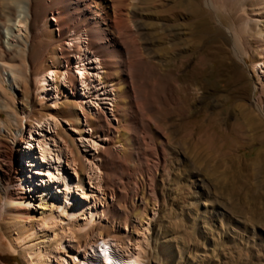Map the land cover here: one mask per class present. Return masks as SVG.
<instances>
[{
	"label": "rangeland",
	"instance_id": "rangeland-1",
	"mask_svg": "<svg viewBox=\"0 0 264 264\" xmlns=\"http://www.w3.org/2000/svg\"><path fill=\"white\" fill-rule=\"evenodd\" d=\"M245 1V9L256 14L257 0ZM225 4L218 5L222 27L206 19L203 7L196 62L179 66V102L162 108L159 125L172 136L158 196L144 191L119 203L104 195L101 154L109 140L94 135L84 119L83 133L72 123L76 102L117 123L116 93L101 82L104 71L86 48V35L65 42L81 46L84 54H73L72 66L61 68L51 65L49 53L40 59L38 40L29 56L17 43L7 49L0 61V155L15 142L16 153L13 160L0 156V171L19 180L9 190L25 199L19 210L4 212L8 198L0 188V264H83L102 259L106 249L120 264H264V19L255 29H242L232 16L240 8ZM172 11L166 10L163 22L172 23ZM22 14L11 25L22 28L24 37ZM43 39L48 41L47 32ZM70 73L78 78L76 93L67 83ZM158 89L162 84L156 89L162 95ZM31 130L34 143L27 150ZM144 136L153 150V136ZM46 143L58 169L38 158ZM49 171L66 181L52 182ZM132 188L134 182L124 191L130 195ZM49 201L60 207L56 222L44 214ZM111 205L119 213L106 211Z\"/></svg>",
	"mask_w": 264,
	"mask_h": 264
},
{
	"label": "bare ground",
	"instance_id": "bare-ground-1",
	"mask_svg": "<svg viewBox=\"0 0 264 264\" xmlns=\"http://www.w3.org/2000/svg\"><path fill=\"white\" fill-rule=\"evenodd\" d=\"M231 1L240 8V12H232L240 28L255 29L260 20L264 19V0H257L256 6L253 4V12L256 14L245 9L243 0H173L172 5L168 3V6L164 4L165 0H0V37L7 39V45L0 48V61L2 62L7 49H14L15 43L24 46L23 51L29 56L31 43L38 40L40 59L49 53L52 66H72V55L84 53L81 46L66 47L65 42L69 38L81 39L86 35V48L100 60L104 71L101 82L111 86L116 93L114 116L117 123L109 120L103 112L91 113L82 102L75 104L77 110L72 116V123L78 125L83 133L84 119V124L92 129L94 135L104 136L109 140V148L101 154L106 197L120 203L126 202L129 197L138 199L144 191L157 195L159 184L163 183L160 173L167 167L166 145L170 143L172 136L159 125L162 108L179 102L178 93L176 94L182 78L180 71H177L179 66L185 60L190 64L196 62V28L203 7L206 8V19L214 20L222 27L224 22L218 5L226 6L225 3ZM167 9L174 10L171 13V24L163 22ZM15 14L24 15L23 20H18V23H24V37L19 34L23 31L22 28H13L11 25ZM50 16L54 17V23L49 19ZM44 32L48 35L47 42L43 39ZM231 38L234 42L235 39ZM238 56L242 58L239 54ZM172 66H178L175 73L170 72ZM49 71L50 67L43 75L40 74L42 80L46 79L45 74ZM73 74L68 75L67 83L76 93L78 78ZM37 83L36 85L39 84ZM159 83L162 84L163 96L156 92ZM40 88L46 91L45 86ZM32 130L25 138L27 150L34 143ZM23 133L16 138L17 141ZM148 133L155 140V147H152L153 144L151 146L153 150L147 145V138L144 136ZM117 145H122L123 150L114 151L113 148ZM15 147L16 142L8 152H2L0 156L13 160ZM52 155L46 143V146L41 147L38 158L42 163L49 164L51 169L54 166ZM62 155V151H59L56 156L59 162ZM135 162L137 167L130 165ZM59 166L60 163H57L54 167L58 169ZM130 166L135 175L130 172ZM49 173L50 171L48 176L52 182L57 178L66 181L64 177ZM18 181L3 169L0 171V188L8 198L4 203V212L8 207L19 210L21 200L25 199L9 190V185ZM131 182H134V188L130 189L129 195L124 189ZM66 186L68 188L70 185ZM58 207L54 201L42 205L44 214L51 222H56L59 218ZM108 210L119 213L115 205L106 208ZM103 252L102 259H85L83 264H120L113 253L107 249Z\"/></svg>",
	"mask_w": 264,
	"mask_h": 264
}]
</instances>
